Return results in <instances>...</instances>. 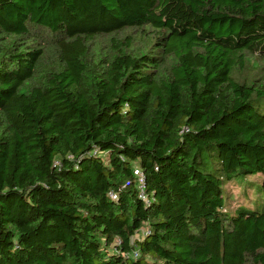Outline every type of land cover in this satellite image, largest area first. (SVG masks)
Returning <instances> with one entry per match:
<instances>
[{"label":"trees","instance_id":"obj_1","mask_svg":"<svg viewBox=\"0 0 264 264\" xmlns=\"http://www.w3.org/2000/svg\"><path fill=\"white\" fill-rule=\"evenodd\" d=\"M249 54L264 0H0V264H264Z\"/></svg>","mask_w":264,"mask_h":264},{"label":"rangeland","instance_id":"obj_2","mask_svg":"<svg viewBox=\"0 0 264 264\" xmlns=\"http://www.w3.org/2000/svg\"><path fill=\"white\" fill-rule=\"evenodd\" d=\"M116 37H123V34H118ZM47 39L49 40L48 44L53 42L52 39ZM105 39L109 40L110 37H105ZM144 44L145 42L137 41L132 46V49H140L141 51H145L147 49L144 48ZM107 48H109V43L107 41H103L100 43V46L97 48V50L105 51ZM234 76L241 82H256L257 84L261 83L262 81L264 82V62L257 55L249 54L247 55V60L244 67L237 68ZM260 180L261 178L258 176L251 178V181L254 183L259 182ZM226 189L228 192H230V195L234 196V200L231 203L229 202L231 211H234L240 204L245 203L244 183L235 182L227 184ZM247 193L251 195L253 193V189L248 188ZM143 232H145V228L141 231V233Z\"/></svg>","mask_w":264,"mask_h":264},{"label":"built area","instance_id":"obj_3","mask_svg":"<svg viewBox=\"0 0 264 264\" xmlns=\"http://www.w3.org/2000/svg\"><path fill=\"white\" fill-rule=\"evenodd\" d=\"M134 173L137 178L139 196L146 204H149L150 199L146 191L147 185H146L145 174L139 167H135Z\"/></svg>","mask_w":264,"mask_h":264}]
</instances>
